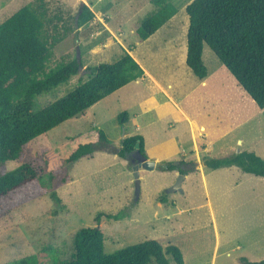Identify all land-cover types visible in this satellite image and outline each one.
I'll return each mask as SVG.
<instances>
[{"label":"rangeland","instance_id":"obj_1","mask_svg":"<svg viewBox=\"0 0 264 264\" xmlns=\"http://www.w3.org/2000/svg\"><path fill=\"white\" fill-rule=\"evenodd\" d=\"M83 1L92 10L94 6L108 7L109 2L115 4L117 0H103L99 5L93 0L75 3L70 0H0V24L23 5L32 3L43 6L39 8L45 9L46 35L54 42L48 69L76 56L83 63L79 74L37 95L34 111L73 91L80 80L87 79V66H94L103 57H108L101 54L110 47L109 44L103 46L104 50L100 45H95L104 43L109 37L103 33L95 35L94 27L78 28L76 25L77 13ZM110 12V7L105 10L107 14ZM153 47L154 44H148L141 47L144 49L140 48L145 51L148 61H151L153 54L147 55V52ZM206 66L212 70L216 63L207 57ZM232 98L237 105V121L221 132L216 131L211 135L206 132L205 140H214L210 152L206 153L207 158L234 156L253 146L264 154V108H260L241 86L237 92L233 90ZM115 100L116 97H112L108 105L102 102L95 109L90 107L36 137L23 146L18 157L0 164V173L12 170L45 151L64 150L73 136L92 128L103 129L99 126L101 124L109 129L110 132L103 130L112 146L119 145L120 140L116 138L124 134L127 128L125 123L117 126L116 112L120 113L121 110ZM226 104L227 100L223 98L222 105L226 107ZM93 110L97 112L95 120ZM97 119H100L99 125ZM90 155L62 167L53 174L54 178L46 177V194L43 197L0 215V264H17L31 256L42 264L69 258L74 251L75 233L83 227L97 225L104 232L106 253L148 239H158L163 246H178L185 254V264L186 260L187 264H238L242 256L252 260L264 258L263 179L258 181L245 176L243 184V178L237 180L238 186L232 184L230 179L219 180V185L225 186V189L220 191L219 187L211 186L214 213L207 204L208 196L198 176L182 181V190L186 188V195L180 190L168 193L167 190L180 179L181 173L155 168L150 173H144L141 179L143 195L140 200L127 206V193H131L132 200L136 196L131 167L124 164L123 159L115 160L100 153H95L94 157ZM228 184L232 185L231 189H228ZM53 190L62 199L63 207H59L51 197ZM169 194H174L176 203L186 211L178 212L172 205L158 208V196ZM100 212L119 214L121 218L103 217L98 224L95 218ZM173 212L175 215L167 218L166 215ZM167 257L171 264H176L172 255ZM150 264L157 263L153 261Z\"/></svg>","mask_w":264,"mask_h":264},{"label":"trees","instance_id":"obj_2","mask_svg":"<svg viewBox=\"0 0 264 264\" xmlns=\"http://www.w3.org/2000/svg\"><path fill=\"white\" fill-rule=\"evenodd\" d=\"M157 10L146 17L138 29L146 39L168 21L178 10L172 0H152ZM32 3L23 5L0 24V164L18 157L27 143L77 116L92 105L129 82L141 77L144 70L135 58L124 52L114 62H100L87 66L86 80L67 95L34 111L35 98L80 73L82 61L75 58L61 61L48 69L53 44L45 31V9ZM189 28L187 34V64L199 77L208 75L203 61V47L207 44L220 61L234 75L239 85L260 108H264V0H193L187 6ZM94 13L88 5L76 17L78 28L89 24ZM126 113L119 115L120 124ZM145 152L142 135L126 136L118 154L129 161L137 141ZM115 152L107 133L92 128L71 138L64 150H48L0 173V215L46 194L44 179L62 167L92 154L95 150ZM212 169L237 165L244 171L264 177V158L254 151L244 150L225 158H208ZM162 170H189L183 159L159 164ZM51 197L59 207L62 199L56 190ZM56 212V211H55ZM103 217L120 219L119 214H97L99 224ZM104 232L99 227H83L73 237L71 257L56 259L52 264H185L181 249L173 244L163 246L158 239L130 244L112 253L104 250ZM240 264H264V258L251 260L240 257ZM17 264H42L35 256Z\"/></svg>","mask_w":264,"mask_h":264},{"label":"crops","instance_id":"obj_3","mask_svg":"<svg viewBox=\"0 0 264 264\" xmlns=\"http://www.w3.org/2000/svg\"><path fill=\"white\" fill-rule=\"evenodd\" d=\"M70 1L75 3L82 0ZM93 1L99 5L103 0ZM192 1L172 0L178 11L146 39H141L138 29L143 20L157 10V6L152 0H123V2L117 0L115 4L109 2L110 4L105 8L94 6L96 8V10L92 9L94 18L85 26L94 27L95 35L103 33L109 37V40L104 43L95 45H100L103 50L104 45H110L108 49H105L108 52L104 50L101 54L108 57H103L101 62H114L124 52H128L140 64L144 74L98 101L91 106V109H95L96 105L102 102H107L108 105L110 99L116 97L118 109L121 110L120 113L116 112L117 126H121L119 115L128 114L124 125L127 129L124 134L116 138L120 140V144H113L115 150L122 146V140L126 136L139 134L144 138L146 155L157 163L156 169L162 162L185 160L189 171L184 174L183 182L198 176L202 180L208 196L207 204L215 213L211 197L212 185L219 187V190L222 191L225 186H220L219 180L230 179L232 184L238 186L239 178H243L241 180L243 184L246 177H252L258 181H263L264 177L246 172L237 165L216 169L206 165V159H208L206 153L210 152L209 149L214 142L213 139L205 140L206 132H209L210 135L216 131L221 132L225 127L230 128L237 121L238 110L233 101L232 92L233 90L237 92L240 85L207 44L203 47V61L206 65L208 57L216 63V66L212 70L208 69V75L205 78H199L188 66L187 34L190 19L187 6ZM109 7L111 12L107 14L105 10ZM148 44H154L153 49L147 52V55L151 54L152 56L153 54L151 61L147 60L145 51L141 50L144 49L141 47ZM223 98L227 100L226 107L222 105ZM93 111L92 117L95 120L97 112ZM99 122L100 119H97L98 125ZM99 126L110 132L104 124ZM116 139L115 141H117ZM248 151H254L264 158V154L255 146ZM95 153L101 155L104 153L105 156H112L115 160L123 159L121 161L130 166L129 161L121 157L118 151L98 149L90 156L94 157ZM130 167L132 171V166ZM150 171L154 170L143 169L141 179L144 177V173H150ZM231 187L232 185L228 184V189ZM182 193L186 195V188ZM142 195L143 192L140 193V197ZM169 195L158 196L156 202L158 208L172 205L178 212L186 211V208H182L179 203H176L174 194ZM140 197L138 199L135 197V200H132L131 193L128 192L127 206L131 202L140 200ZM184 200L186 201V198ZM157 213L158 210L155 211V214ZM174 215L175 212L168 213L166 216L171 219ZM183 257L185 262V254Z\"/></svg>","mask_w":264,"mask_h":264},{"label":"water","instance_id":"obj_4","mask_svg":"<svg viewBox=\"0 0 264 264\" xmlns=\"http://www.w3.org/2000/svg\"><path fill=\"white\" fill-rule=\"evenodd\" d=\"M85 5V2H81L80 4V12ZM79 59V58H78ZM141 142L138 140L135 144L134 151L132 153V157L130 162L132 164V171L135 178V197L138 199L140 197L141 192V171L145 170H154L157 166L155 160L148 158L146 154H143L140 150ZM119 149H117L118 151ZM184 179V175L181 173L180 179L171 186L167 191L172 192L174 190H182V181Z\"/></svg>","mask_w":264,"mask_h":264}]
</instances>
